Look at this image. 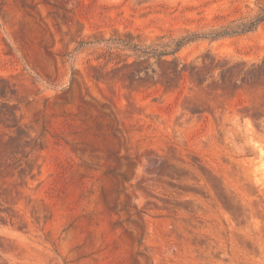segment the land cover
<instances>
[{
	"label": "rangeland",
	"instance_id": "374dc122",
	"mask_svg": "<svg viewBox=\"0 0 264 264\" xmlns=\"http://www.w3.org/2000/svg\"><path fill=\"white\" fill-rule=\"evenodd\" d=\"M260 9L0 0V264H264Z\"/></svg>",
	"mask_w": 264,
	"mask_h": 264
},
{
	"label": "trees",
	"instance_id": "16d2710c",
	"mask_svg": "<svg viewBox=\"0 0 264 264\" xmlns=\"http://www.w3.org/2000/svg\"><path fill=\"white\" fill-rule=\"evenodd\" d=\"M262 21H264V9H260V12L255 15V17L253 19H251L249 22L247 23H241L239 25H237L235 28L236 29H227V30H221L215 33H212L211 36H223V35H228V34H233V33H238V32H246L249 30H252L253 28H255L259 23H261ZM201 35L198 34H190L184 37H181L179 39L176 40H172L173 45L171 47V49H167V48H162V49H157V48H149L146 47L144 49H142L143 53H150L151 51L156 52V55H166L169 53H174L175 51H177L178 49H180L183 45H185L186 43L193 41L195 38L200 37ZM169 47V45H166Z\"/></svg>",
	"mask_w": 264,
	"mask_h": 264
}]
</instances>
